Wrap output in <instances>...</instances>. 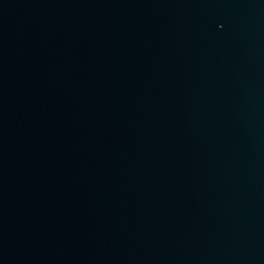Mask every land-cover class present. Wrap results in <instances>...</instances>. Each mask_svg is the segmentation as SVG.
Wrapping results in <instances>:
<instances>
[{
  "label": "water",
  "instance_id": "obj_1",
  "mask_svg": "<svg viewBox=\"0 0 264 264\" xmlns=\"http://www.w3.org/2000/svg\"><path fill=\"white\" fill-rule=\"evenodd\" d=\"M0 264H264V0H0Z\"/></svg>",
  "mask_w": 264,
  "mask_h": 264
}]
</instances>
